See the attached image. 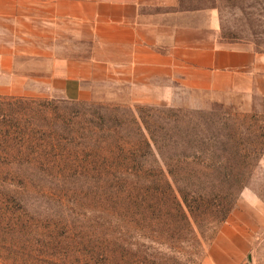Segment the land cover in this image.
I'll return each mask as SVG.
<instances>
[{
	"label": "rangeland",
	"instance_id": "374dc122",
	"mask_svg": "<svg viewBox=\"0 0 264 264\" xmlns=\"http://www.w3.org/2000/svg\"><path fill=\"white\" fill-rule=\"evenodd\" d=\"M182 7L214 8L220 41L264 53V0ZM142 85L101 83L80 99L0 94V264H228L227 252L264 264V96L223 104L180 82ZM236 129L258 155L209 239L196 246L147 219L134 175L158 172L161 158L145 140L165 156L164 145L200 132L231 142Z\"/></svg>",
	"mask_w": 264,
	"mask_h": 264
},
{
	"label": "crops",
	"instance_id": "0c3cea01",
	"mask_svg": "<svg viewBox=\"0 0 264 264\" xmlns=\"http://www.w3.org/2000/svg\"><path fill=\"white\" fill-rule=\"evenodd\" d=\"M218 25L214 8L182 0H0V94L80 99L101 83L165 81L246 105L264 96V53L220 41Z\"/></svg>",
	"mask_w": 264,
	"mask_h": 264
},
{
	"label": "trees",
	"instance_id": "16d2710c",
	"mask_svg": "<svg viewBox=\"0 0 264 264\" xmlns=\"http://www.w3.org/2000/svg\"><path fill=\"white\" fill-rule=\"evenodd\" d=\"M5 99L0 96V105ZM240 135L236 129L229 135L231 142H226L227 136L221 133H196L192 141L164 145L171 151L165 156L160 154V146L146 139V145L161 158L158 172L134 175L132 189L140 191L138 201L143 202L140 206L147 219L179 236L188 235L196 246L209 239V230L214 232L229 215V197L244 186L258 155L254 140L249 149L240 146Z\"/></svg>",
	"mask_w": 264,
	"mask_h": 264
}]
</instances>
